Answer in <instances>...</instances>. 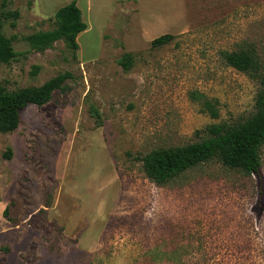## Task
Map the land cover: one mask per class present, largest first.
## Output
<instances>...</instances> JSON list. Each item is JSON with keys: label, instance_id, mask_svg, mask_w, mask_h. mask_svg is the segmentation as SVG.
Here are the masks:
<instances>
[{"label": "rangeland", "instance_id": "1", "mask_svg": "<svg viewBox=\"0 0 264 264\" xmlns=\"http://www.w3.org/2000/svg\"><path fill=\"white\" fill-rule=\"evenodd\" d=\"M7 1L0 32L16 56L0 85L71 78L0 133V264H264L256 176L215 159L158 185L141 161L256 114L264 0ZM73 1L88 27L76 55L64 40L34 50L28 38L55 30ZM241 51L258 55V74L227 64ZM260 157L264 184V145Z\"/></svg>", "mask_w": 264, "mask_h": 264}, {"label": "trees", "instance_id": "2", "mask_svg": "<svg viewBox=\"0 0 264 264\" xmlns=\"http://www.w3.org/2000/svg\"><path fill=\"white\" fill-rule=\"evenodd\" d=\"M8 1L2 0V7L7 8ZM6 17L18 18V12H5ZM58 26L55 30L38 33L28 38L34 50L43 51L51 48L54 43L64 40L76 55L79 50L77 38L87 30L82 11L77 2L59 9L54 16ZM1 26V23H0ZM14 26V24H13ZM173 35H163L152 42L154 48L169 44ZM16 53L13 41L0 32V63L8 64L13 61ZM227 64L236 70L256 75L261 69L258 55L254 52L226 53ZM133 55L126 54L122 66L129 70L132 66ZM71 78L70 74L59 75L38 88H24L14 92L0 85V133H12L20 125L21 113L30 105L43 106L48 103L55 91L63 89V85ZM208 138L184 147L157 149L144 156V170L150 180L158 185H164L174 177L200 164L219 160L225 167L240 169L249 176H256L259 182L258 197L253 212L257 219L264 214V184L261 179L260 150L264 145V81L263 89L257 97V112L246 122L235 125H211L207 129ZM259 179H261L259 181ZM9 252L8 249L5 251Z\"/></svg>", "mask_w": 264, "mask_h": 264}]
</instances>
